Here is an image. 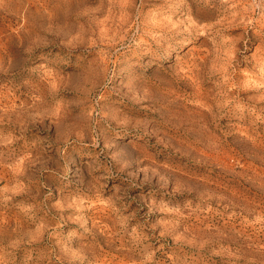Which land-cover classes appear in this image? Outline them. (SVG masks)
<instances>
[{
    "label": "rangeland",
    "instance_id": "1",
    "mask_svg": "<svg viewBox=\"0 0 264 264\" xmlns=\"http://www.w3.org/2000/svg\"><path fill=\"white\" fill-rule=\"evenodd\" d=\"M0 264H264V0H0Z\"/></svg>",
    "mask_w": 264,
    "mask_h": 264
},
{
    "label": "bare ground",
    "instance_id": "2",
    "mask_svg": "<svg viewBox=\"0 0 264 264\" xmlns=\"http://www.w3.org/2000/svg\"><path fill=\"white\" fill-rule=\"evenodd\" d=\"M62 1V0H61ZM59 2V1H58ZM126 3V2H125ZM142 3V2H141ZM69 5V4H68ZM63 6V5H62ZM103 6V5H102ZM60 8V7H59ZM94 11V10H93ZM82 12V11H81ZM69 13V12H68ZM54 14V13H53ZM65 14V13H64ZM86 14V13H85ZM105 17V16H104ZM84 18V17H83ZM57 19V18H56ZM121 19V18H120ZM59 20V19H58ZM170 20V19H169ZM104 21V20H103ZM118 21V20H117ZM139 21V20H138ZM166 21V20H165ZM168 21V19H167ZM97 22V21H96ZM171 22V21H170ZM113 23V22H112ZM163 26V25H162ZM71 28V27H70ZM160 29V28H159ZM110 30V29H109ZM189 30V29H188ZM70 31V30H69ZM196 32V31H195ZM76 38V37H75ZM109 39V38H108ZM67 44V43H66ZM80 44V43H79ZM82 44V43H81ZM89 44V43H88ZM72 46V45H71ZM207 54V53H206ZM102 57V56H101ZM216 57V56H215ZM107 62V61H106ZM216 62V61H215ZM200 94V93H199ZM131 99V98H130ZM220 108V107H219ZM207 109V108H206ZM117 111V110H116ZM27 112V111H26ZM32 112V111H31ZM13 118V117H12ZM9 120V119H8ZM129 122V121H128ZM136 124V123H135ZM14 125V124H13ZM20 128V127H19ZM146 133V132H145ZM183 145V144H182ZM221 147V146H220ZM194 158V157H193ZM206 159V158H205ZM29 161V160H28ZM203 161V160H202ZM26 162V161H25ZM33 162V161H32ZM23 174V173H22ZM196 241V240H195ZM200 242V241H199Z\"/></svg>",
    "mask_w": 264,
    "mask_h": 264
}]
</instances>
